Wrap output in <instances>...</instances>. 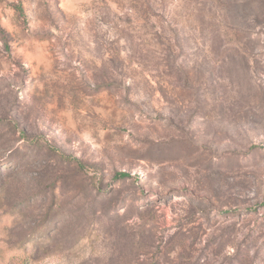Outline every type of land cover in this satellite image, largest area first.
Masks as SVG:
<instances>
[{"label": "rangeland", "instance_id": "obj_1", "mask_svg": "<svg viewBox=\"0 0 264 264\" xmlns=\"http://www.w3.org/2000/svg\"><path fill=\"white\" fill-rule=\"evenodd\" d=\"M0 264H264V0H0Z\"/></svg>", "mask_w": 264, "mask_h": 264}, {"label": "trees", "instance_id": "obj_2", "mask_svg": "<svg viewBox=\"0 0 264 264\" xmlns=\"http://www.w3.org/2000/svg\"><path fill=\"white\" fill-rule=\"evenodd\" d=\"M122 175V174H121ZM123 175H126V174H123Z\"/></svg>", "mask_w": 264, "mask_h": 264}]
</instances>
